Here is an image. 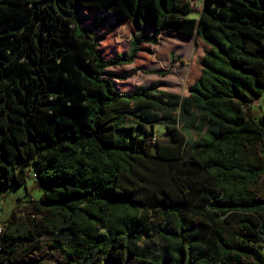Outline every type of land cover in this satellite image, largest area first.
Listing matches in <instances>:
<instances>
[{
    "label": "trees",
    "instance_id": "16d2710c",
    "mask_svg": "<svg viewBox=\"0 0 264 264\" xmlns=\"http://www.w3.org/2000/svg\"><path fill=\"white\" fill-rule=\"evenodd\" d=\"M189 1L0 0V187L33 166L45 188L0 225V264H264V131L247 112L264 99V0H204L198 20ZM78 7L101 15L86 27ZM108 16L137 30L104 59ZM162 30L203 44L186 93L118 90L136 68H110Z\"/></svg>",
    "mask_w": 264,
    "mask_h": 264
},
{
    "label": "rangeland",
    "instance_id": "374dc122",
    "mask_svg": "<svg viewBox=\"0 0 264 264\" xmlns=\"http://www.w3.org/2000/svg\"><path fill=\"white\" fill-rule=\"evenodd\" d=\"M204 0H190L188 17L199 19ZM79 15H87L83 22L86 27L91 26V17L101 15V12L78 7ZM136 28L128 19L115 20L108 16L106 21L94 30V35L100 40L99 48L103 50V58L110 59L118 54H127L130 49L132 35ZM152 29L147 28V33ZM157 44L143 43L129 65L111 67V71L123 72L131 68L136 71L126 80H113L120 91H132L149 83H159V88L178 94H185L188 86L199 75L201 65L199 58L203 52L201 42L196 37L186 38L174 32H159ZM264 99L259 97L247 107L249 117L263 128ZM181 126V125H180ZM165 135L164 127L159 126L157 136ZM192 136L191 133H189ZM29 175L24 184L11 187H0V225L6 224L13 212L24 205L27 200H38L45 189L33 177L34 168L30 167ZM20 215V212H18ZM155 240V237H153Z\"/></svg>",
    "mask_w": 264,
    "mask_h": 264
},
{
    "label": "built area",
    "instance_id": "2783aa9c",
    "mask_svg": "<svg viewBox=\"0 0 264 264\" xmlns=\"http://www.w3.org/2000/svg\"><path fill=\"white\" fill-rule=\"evenodd\" d=\"M1 229H2V228L0 227V232H1Z\"/></svg>",
    "mask_w": 264,
    "mask_h": 264
},
{
    "label": "crops",
    "instance_id": "0c3cea01",
    "mask_svg": "<svg viewBox=\"0 0 264 264\" xmlns=\"http://www.w3.org/2000/svg\"><path fill=\"white\" fill-rule=\"evenodd\" d=\"M188 38V37H187Z\"/></svg>",
    "mask_w": 264,
    "mask_h": 264
},
{
    "label": "water",
    "instance_id": "95a60500",
    "mask_svg": "<svg viewBox=\"0 0 264 264\" xmlns=\"http://www.w3.org/2000/svg\"><path fill=\"white\" fill-rule=\"evenodd\" d=\"M187 38V37H186Z\"/></svg>",
    "mask_w": 264,
    "mask_h": 264
}]
</instances>
